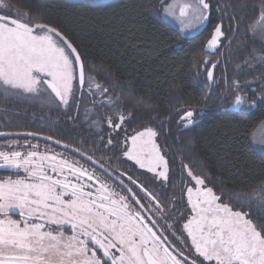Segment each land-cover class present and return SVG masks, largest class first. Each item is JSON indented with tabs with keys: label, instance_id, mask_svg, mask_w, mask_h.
Instances as JSON below:
<instances>
[{
	"label": "snow or ice",
	"instance_id": "obj_1",
	"mask_svg": "<svg viewBox=\"0 0 264 264\" xmlns=\"http://www.w3.org/2000/svg\"><path fill=\"white\" fill-rule=\"evenodd\" d=\"M88 6L107 5L90 0ZM214 7L219 11L212 0L159 3L163 17L176 22L181 35L207 27ZM254 9L245 31L253 43L259 41L260 47H251L235 65L236 76L223 78V97L232 96L230 106L242 112L255 109L258 100L264 104V0ZM242 19L232 15L227 29L222 22L215 24L205 51L216 52L223 46L231 52ZM226 32L233 35L229 37ZM224 40H228L227 45L222 44ZM247 43L236 40L239 49ZM219 63L205 56L193 67L199 65L196 75L203 70L207 80L215 84L214 69ZM257 66L261 71L253 78H238ZM94 72L95 65L84 58L82 49L59 28L44 22L42 14H33L22 0H0V97L38 100L65 110L75 106L79 115L81 98L87 94L91 99L84 120L89 127L106 124L118 130L132 113L125 114L120 95L113 96ZM256 83L259 90L250 87ZM249 91L256 99H248ZM207 99L203 97V102ZM96 108L108 110L103 119H91ZM198 115L195 109L183 110L177 123L187 129L196 123ZM18 135L0 132V137H9L0 142V172L11 173L0 175V264H264V223L255 222L250 211L252 207L264 211V176L246 190L237 191L213 184L210 173L202 169L196 174L189 164L182 163L188 178L182 181L186 203L177 218L172 215L175 197H164L167 202L160 198L170 167L157 143L155 128L134 129L132 134L125 130L122 144L114 142L110 134L106 141L100 136L99 142L90 146L83 140L80 147L54 140L56 145H63L61 152L47 145L40 150L39 144L27 138L23 144L11 138ZM23 135L35 137L39 133ZM247 139L249 152L264 156V120L247 133ZM45 140L53 141V137ZM101 145L104 151L120 145L117 161L123 157L146 169L160 187L149 189L128 174L131 169L121 171L101 163L110 157L94 159L89 153L100 151Z\"/></svg>",
	"mask_w": 264,
	"mask_h": 264
},
{
	"label": "trees",
	"instance_id": "obj_2",
	"mask_svg": "<svg viewBox=\"0 0 264 264\" xmlns=\"http://www.w3.org/2000/svg\"><path fill=\"white\" fill-rule=\"evenodd\" d=\"M22 3L30 7L33 14H42L44 22L59 28L82 49L84 58L95 65L93 74L109 87L113 96L120 95L122 109L125 114L131 111L132 116L118 130H112L106 124L100 128L89 127L84 113L90 105H81L82 99L80 105L84 109L80 108L78 115L74 106L68 110L56 106L47 108L39 102L0 97V108L7 109L6 112L0 111V132L39 133L80 147L82 140L90 146L98 143L100 136L106 141L109 134L114 142L122 144L125 130L132 134L134 129L151 126L159 133L157 143L169 160V178H174L177 171L180 173L182 163L189 164L196 174H201L202 169L210 173L213 184L237 191L246 190L253 181L264 176V156L249 152L247 139V133L264 120V104L258 100L255 109L242 112L230 107L232 96L223 97L226 87L223 78L236 76L235 65L244 59L251 47H260L259 41L253 43V38L245 31L259 0H212L219 11L214 7L211 23L190 36L181 35L164 19L159 9L160 0L96 2L107 5L103 8L89 7V0H22ZM232 15L243 18L235 35L236 40L248 41L246 47L239 49L233 40L231 52L223 46L216 52L205 51L215 24L222 22L227 29ZM160 19L167 22L160 23ZM226 35L231 37L233 33L226 32ZM222 44L227 45L228 40ZM205 56L213 62L220 61L214 69L215 84L207 80V73L203 70L196 75L199 65L193 67ZM260 71L257 66L238 78L251 79ZM227 86H231L230 81ZM250 87L259 90V83ZM205 96L208 99L203 102ZM248 99H256V94L249 91ZM189 108L195 109L199 115L195 125L183 130L177 121L183 115L182 111ZM176 109L182 110L175 113ZM107 112V109L96 108L91 119L95 116L103 119ZM5 116L10 119L6 121ZM69 116L73 118L69 119ZM89 154L94 155V159L110 157L101 163L106 167H119L121 171L131 169L128 174L149 187L143 179L148 176L133 162L123 157L117 161L121 156L120 145L109 151H104L101 145L100 151ZM81 162L92 167L86 161ZM96 170L100 171L99 168ZM173 192L170 186L162 191V202H167L164 197H174ZM176 209L175 206L173 217L179 212V208ZM250 211L255 222L264 223V211L255 207Z\"/></svg>",
	"mask_w": 264,
	"mask_h": 264
},
{
	"label": "rangeland",
	"instance_id": "obj_3",
	"mask_svg": "<svg viewBox=\"0 0 264 264\" xmlns=\"http://www.w3.org/2000/svg\"><path fill=\"white\" fill-rule=\"evenodd\" d=\"M90 1V0H89ZM102 1H108V0H91V2H102ZM164 19H166L168 22H170L176 29L178 28V25L176 22L174 21H171L170 18H167V17H164ZM195 33H188V34H184L183 36H190V35H193ZM79 97V94L77 95ZM82 102H81V105H86L88 106L89 105V100L91 99V97H89L87 94H85L82 98ZM32 102H36L41 105V106H44V107H47V108H54L55 105L53 106H47L43 103H41L40 101L38 100H30ZM80 105V108L82 109V106ZM75 107V106H74ZM231 107V106H230ZM232 109H237V108H234V107H231ZM60 109H63V108H60ZM84 109V108H83ZM82 109V110H83ZM183 113V111H182ZM94 119H96V116L94 117ZM7 139L9 138H2V140H0V142H3V141H6ZM12 139H17L21 142V144H23V141H24V137H15V138H12ZM30 143L32 144H39L40 146V150H43L44 147L47 145L48 147H50L53 151L55 152H61V151H64L63 148L57 146V145H54V144H51L49 142H46V141H42V140H39V139H35V138H27ZM75 159H80L78 156H75L74 157ZM134 163V162H133ZM87 166V165H86ZM89 167V166H88ZM138 167V166H137ZM91 168V167H89ZM139 168V167H138ZM141 170L142 173L146 174L148 176V178L144 177L142 174V177H144L143 179L146 181H148L149 183V189H152V188H159L160 187V182L159 181H152L151 180V177H152V174L151 173H148L146 169H139ZM187 177H186V173L184 172V169L183 167L180 169V173L179 171H177V174L175 175L174 178H169V181L167 182V185H166V188L170 186L171 190H173V194H174V197L175 199L177 200V203H176V208H179V212H178V215L185 210V203H186V195H185V188H184V183H182V181H187ZM176 186V189H173V187ZM177 195V196H176ZM183 196V198H182ZM182 202V203H181ZM183 221H181V224H182Z\"/></svg>",
	"mask_w": 264,
	"mask_h": 264
},
{
	"label": "water",
	"instance_id": "obj_4",
	"mask_svg": "<svg viewBox=\"0 0 264 264\" xmlns=\"http://www.w3.org/2000/svg\"><path fill=\"white\" fill-rule=\"evenodd\" d=\"M195 124H196V123H195ZM195 124H194V125H195ZM192 126H193V125H192ZM192 126H189L188 128H190V127H192ZM188 128H187V129H188ZM182 129L185 130V128H183V127H182ZM11 133H20V134H21V135H18V136H13V137H11V138H15V137L35 138V139H39V140L46 141V142H49V143H51V144L56 145V144L54 143V139H53V141H47V140H45V137H46V136L38 135V136H35V137H25V136L23 135L24 133H22V132H11ZM0 138H9V137H0ZM57 146L63 148V145H57Z\"/></svg>",
	"mask_w": 264,
	"mask_h": 264
},
{
	"label": "flooded vegetation",
	"instance_id": "obj_5",
	"mask_svg": "<svg viewBox=\"0 0 264 264\" xmlns=\"http://www.w3.org/2000/svg\"><path fill=\"white\" fill-rule=\"evenodd\" d=\"M0 175H6V174H0ZM176 211H178V208L176 209ZM174 215H175V217H179V215H178V212L175 214L174 213ZM15 218V217H14ZM179 226V225H178ZM178 235H179V233H178ZM169 239H173V237H171V236H169ZM173 242L175 243V240L173 239ZM180 245L179 244H177V247H179Z\"/></svg>",
	"mask_w": 264,
	"mask_h": 264
}]
</instances>
